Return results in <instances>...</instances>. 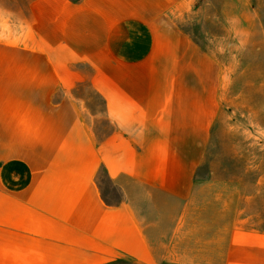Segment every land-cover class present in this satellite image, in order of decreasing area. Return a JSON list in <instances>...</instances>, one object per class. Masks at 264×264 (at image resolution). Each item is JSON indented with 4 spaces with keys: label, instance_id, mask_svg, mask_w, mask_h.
Segmentation results:
<instances>
[{
    "label": "crops",
    "instance_id": "1",
    "mask_svg": "<svg viewBox=\"0 0 264 264\" xmlns=\"http://www.w3.org/2000/svg\"><path fill=\"white\" fill-rule=\"evenodd\" d=\"M25 1L0 4V264H264V120L214 163L221 64L186 25L215 2L246 58L264 0Z\"/></svg>",
    "mask_w": 264,
    "mask_h": 264
},
{
    "label": "rangeland",
    "instance_id": "2",
    "mask_svg": "<svg viewBox=\"0 0 264 264\" xmlns=\"http://www.w3.org/2000/svg\"><path fill=\"white\" fill-rule=\"evenodd\" d=\"M222 3L225 5L229 20H232L235 14V3L232 0ZM0 4L4 15L3 21L7 20L9 23L29 21L25 0L23 2L22 0H0ZM214 4L215 2L210 1H195L198 11L194 12V18H188L186 25L194 29L192 35L195 41L221 64L222 112L210 146L212 156L216 155L218 156L216 158L220 159L222 155L225 157L223 160L214 162L221 165L233 164V161L228 159L233 158V154L237 152L254 156L263 152L261 149L264 145L261 146L262 148L256 145L258 141L256 124L264 120V97L261 96L262 89L255 86L254 80L258 69L257 62L264 60V51L258 56L255 50L256 46L264 45V31L258 27L252 34L253 42L250 46L254 52L251 50L252 54L249 52L244 58V54H241L239 50V43L235 39V33L231 30L232 25H229L227 19L225 21L224 16L220 15ZM180 23L184 21L180 20ZM241 60L245 61L242 70L239 69ZM99 137L100 135L98 139ZM258 179L262 178L258 177ZM99 183L103 196L110 204L116 203L123 197L116 187H111L113 185L104 173ZM137 211L135 207L134 212L137 213Z\"/></svg>",
    "mask_w": 264,
    "mask_h": 264
},
{
    "label": "trees",
    "instance_id": "3",
    "mask_svg": "<svg viewBox=\"0 0 264 264\" xmlns=\"http://www.w3.org/2000/svg\"><path fill=\"white\" fill-rule=\"evenodd\" d=\"M102 173H104L107 176V169H106V167L104 165H101V167L99 168V172L97 174V177L95 178V181L97 182V184L99 186H100L99 180H100V177H101ZM107 203L109 204V202H107Z\"/></svg>",
    "mask_w": 264,
    "mask_h": 264
}]
</instances>
